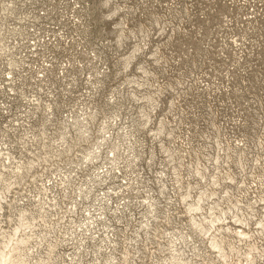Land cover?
<instances>
[{
	"label": "rangeland",
	"instance_id": "374dc122",
	"mask_svg": "<svg viewBox=\"0 0 264 264\" xmlns=\"http://www.w3.org/2000/svg\"><path fill=\"white\" fill-rule=\"evenodd\" d=\"M0 149L1 226L34 218L45 264H157L182 235L208 260L200 196L264 264V0H0Z\"/></svg>",
	"mask_w": 264,
	"mask_h": 264
},
{
	"label": "bare ground",
	"instance_id": "6f19581e",
	"mask_svg": "<svg viewBox=\"0 0 264 264\" xmlns=\"http://www.w3.org/2000/svg\"><path fill=\"white\" fill-rule=\"evenodd\" d=\"M1 151L2 149H0V154H3V152ZM3 167L6 168L5 165H3ZM16 168L19 167L17 166ZM1 178H2V173L0 171V180ZM43 189H44V193L47 195L49 188L46 187L45 185ZM4 199H5L4 194L0 192V200H4ZM200 201H201V196L200 198H198L197 204L196 202L190 204L187 209L188 212H190V222L192 228H194L196 232L200 233L202 235L201 237H204L207 240V243L209 244V248L212 251L210 253L211 255L210 258H208V260L204 259L202 262L194 261L193 259H197L200 257L199 251L197 252L199 248L196 246L198 241L193 239L191 235L190 237L188 236L183 237L182 235L180 239L177 237H172V238L170 237V239L167 242L168 244L167 250L169 252V257L165 258L164 260L158 261L156 263L157 264H233V259L235 258L234 259L235 264H258V260L256 259L257 256L255 257L254 254L255 249L257 248V244L256 242H254V233H253L254 231H250V230L247 231L246 229L242 228L240 225H244V224L242 223L240 217H238L234 213L231 215L230 218L227 216L226 211H221L222 212L221 215L216 214L213 211L214 208H210L211 211L210 213L207 212L205 214L202 213L204 208L201 207ZM41 206H43V204ZM2 213H3V207L0 204V219ZM31 219H33V221L31 220L32 222L28 220V218L26 217V212L24 210H21L19 213V221L17 220L18 223L9 232L6 229L2 228L0 221V264H28V263L31 264L32 262H34L35 264H45L47 260L49 261L50 259L49 256L46 260L41 256L34 255V251L37 252L36 249L38 248L37 245H39V243L42 241L41 237L43 236L40 237V235H37L35 232H34L35 234L31 232L32 229L34 230V228L38 226L34 224L36 220L34 218ZM147 225L148 224H146V226ZM27 231L28 233H26ZM32 238L40 239V242H37V244H35L34 247L28 248L27 251L24 253L23 251V248H25L24 246H26ZM191 243L193 244L191 245ZM189 245L191 247V253L193 250H195L193 251L194 253L192 254L189 252L191 255H189L186 251ZM48 246L49 249H52L54 247V245L52 244H49ZM69 259L71 261L70 264L77 262L75 260L77 259L76 257L75 258L69 257ZM106 262H112L113 264L116 262V258L113 255H111L106 260Z\"/></svg>",
	"mask_w": 264,
	"mask_h": 264
}]
</instances>
